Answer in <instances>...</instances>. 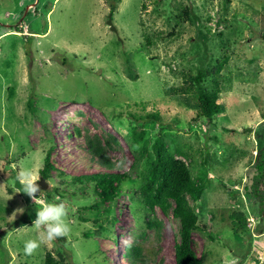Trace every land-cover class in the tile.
Returning <instances> with one entry per match:
<instances>
[{
  "label": "rangeland",
  "instance_id": "rangeland-1",
  "mask_svg": "<svg viewBox=\"0 0 264 264\" xmlns=\"http://www.w3.org/2000/svg\"><path fill=\"white\" fill-rule=\"evenodd\" d=\"M223 57L222 109L211 123L196 119L194 96L168 88L201 66L213 72ZM149 113L161 120L136 119ZM162 132L206 185L202 201L189 198L207 225L193 235L203 263L264 264V185L255 187L264 166V0H0V264H45L47 252L60 264H132L125 253L138 242L153 251L151 264H174L179 223L157 208L160 234L148 229L138 196ZM85 135H113L115 170L132 176L98 209L91 185L71 181L112 171L91 159ZM50 148L57 170L32 201L17 173L42 178ZM37 201L64 202L70 232L25 255L38 236ZM235 210L249 231L233 232Z\"/></svg>",
  "mask_w": 264,
  "mask_h": 264
},
{
  "label": "trees",
  "instance_id": "trees-1",
  "mask_svg": "<svg viewBox=\"0 0 264 264\" xmlns=\"http://www.w3.org/2000/svg\"><path fill=\"white\" fill-rule=\"evenodd\" d=\"M16 32L21 33L23 31L21 28H17ZM228 61V57L218 60L213 72L208 70L206 66H201L198 68L196 75L191 73L185 75L183 86L178 88L169 87L168 91L174 95H193L197 104L196 119H207L211 123L222 109L220 103L222 94L221 72ZM136 119L151 122L161 120V117L158 113H149ZM76 132L79 135L82 134L80 129H77ZM84 137L87 143L86 150L91 159L108 169V171H112H96L75 177L67 176L72 178L71 181L75 185H91L99 199L91 208L98 209L106 203L115 201L122 192L123 183L130 180L132 176L115 170L116 162L110 157L109 150L113 149L114 144L119 145V142L113 135L106 138H101L98 135L93 137L85 135ZM52 153L53 148H50L44 160V167L40 170V174L46 182L53 179L52 173L57 170L52 161ZM258 169L260 173L256 179L259 182L256 183L255 187L258 186L260 190V186L264 185L263 164L258 165ZM60 175L66 177L63 172H60ZM54 189L57 194L61 195L62 189L60 187ZM205 190L206 185L204 182L194 180L189 164L170 152L162 132V135H159L154 142L153 155L148 161L145 181L140 187L138 196L149 215L146 224L148 229H153L158 235L160 234L162 222L156 216L157 208H160L166 215L172 214L173 218L179 223L175 235L174 264H204L203 256H199L195 249L193 235L196 231L207 228L206 224L200 223L199 214L194 206V204L203 200ZM48 192L43 190L39 196ZM49 197L51 198V195ZM189 198L193 200L194 204H190ZM114 219L116 220L115 217H113ZM231 224L235 234L249 231L247 215L242 210L233 211ZM87 235L93 236V233ZM258 235H264L261 228L258 229ZM153 254L152 250L148 249L142 242H138L128 246L125 258L132 264H151ZM45 264H60V262L51 252H47Z\"/></svg>",
  "mask_w": 264,
  "mask_h": 264
},
{
  "label": "clouds",
  "instance_id": "clouds-1",
  "mask_svg": "<svg viewBox=\"0 0 264 264\" xmlns=\"http://www.w3.org/2000/svg\"><path fill=\"white\" fill-rule=\"evenodd\" d=\"M17 181L22 186V192L26 194L32 201L37 200V193L41 189L38 181L41 179L38 172L32 168L21 167L17 173ZM21 189H17L20 193ZM59 200V197H57ZM41 203V208L36 212V218L32 222V227L38 232L36 239H29L25 241L24 253L25 255H32L46 241H53L54 239L66 236L70 232V225L67 221V208L64 202L59 203ZM24 212L23 207L16 208L11 219L15 220L18 213ZM27 227V226H25ZM22 231V228L16 229Z\"/></svg>",
  "mask_w": 264,
  "mask_h": 264
},
{
  "label": "water",
  "instance_id": "water-1",
  "mask_svg": "<svg viewBox=\"0 0 264 264\" xmlns=\"http://www.w3.org/2000/svg\"><path fill=\"white\" fill-rule=\"evenodd\" d=\"M108 24L111 26V29L115 32H117V29L116 27L113 25V22H112V15L108 18ZM38 184L40 186V189L41 191L42 190H46L47 187H48V183L45 181L44 178H41L39 181H38ZM40 191V192H41ZM39 193H37V196H38Z\"/></svg>",
  "mask_w": 264,
  "mask_h": 264
}]
</instances>
